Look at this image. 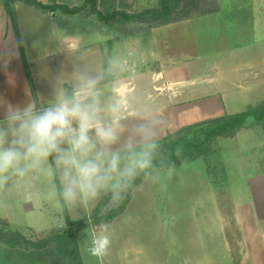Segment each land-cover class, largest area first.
<instances>
[{
    "label": "rangeland",
    "instance_id": "1",
    "mask_svg": "<svg viewBox=\"0 0 264 264\" xmlns=\"http://www.w3.org/2000/svg\"><path fill=\"white\" fill-rule=\"evenodd\" d=\"M163 1L153 0L150 10L160 9ZM15 8L25 38V72L27 64L32 80V71L51 75L48 88H43L44 76L37 75L33 86L19 84L22 90L28 86L33 95L39 90L46 100L57 77L70 79L77 69L104 72L106 95L125 85L129 92L121 143L141 117L155 121L161 142L169 133L264 103V0H199L188 19L160 27L151 22L106 24L88 11L49 17L21 1ZM62 34L70 46L63 55L53 44ZM46 61V67H36ZM110 61L115 64L109 72ZM18 74L3 69L0 80ZM254 122L250 118L239 133L209 144V151L190 162L181 177L169 179L166 170L156 173V184L144 178L123 200L125 210L104 223L112 240L107 256L88 255L87 235L80 234L83 264H253L244 257L250 235L239 223L247 217L239 206L250 199L248 177L262 169L255 162L264 157V127ZM58 186V180L39 172L10 182L0 190V227L22 231L33 241L60 228L55 226L61 215L55 206ZM107 197L72 210L70 219L90 218L101 201L100 216L105 215L118 206ZM63 220L67 224L64 212ZM0 264L29 263L0 244Z\"/></svg>",
    "mask_w": 264,
    "mask_h": 264
},
{
    "label": "clouds",
    "instance_id": "2",
    "mask_svg": "<svg viewBox=\"0 0 264 264\" xmlns=\"http://www.w3.org/2000/svg\"><path fill=\"white\" fill-rule=\"evenodd\" d=\"M109 64L110 72L115 62ZM104 80V72L77 69L70 79L57 77L46 100L39 92L23 104L0 100V190L33 172L58 180L55 206L61 215L56 227H67L65 210L90 205L102 196L119 204L137 179L159 181L157 124L141 117L121 143L126 131L124 98L106 95ZM182 151L177 146L175 155L181 158ZM167 167V178H178L190 162L181 158L177 166L169 157ZM83 233L88 255L102 259L109 254L112 240L107 224Z\"/></svg>",
    "mask_w": 264,
    "mask_h": 264
},
{
    "label": "trees",
    "instance_id": "3",
    "mask_svg": "<svg viewBox=\"0 0 264 264\" xmlns=\"http://www.w3.org/2000/svg\"><path fill=\"white\" fill-rule=\"evenodd\" d=\"M16 1H21L30 7L43 11H58L69 16H76L88 11L106 22V24H111L112 22H138L140 24L151 22L158 23L159 27L188 19L191 10L199 2V0H164L160 9L149 10L136 15H129L118 11L104 15L97 8V0H86L78 8H68L57 4L44 5L37 0H0V8L3 7L8 13L12 14L11 5L12 2ZM186 6L191 9L181 13V9L185 10ZM23 58L25 60L24 56ZM25 68L29 84L33 86L27 64ZM250 118L255 120L253 125H264V103L238 115L224 116L205 121L195 126V128L185 129L175 134H167L159 142L161 148L157 162L160 171L169 170L167 167L169 157L176 162L177 166H179L181 158L189 162L200 158L204 153L209 151V144L219 138H227L236 134L246 127L245 123ZM177 146H182L183 148L181 158L175 155ZM143 179V177L137 179L136 186ZM130 191L129 194L131 193ZM125 207L126 201L120 202L117 207L111 209L105 215L100 216L104 208V201H101L92 216L81 221L71 220L69 211L65 210L67 227L52 230L39 241H33L27 238L22 231L0 227V244L6 247L10 254H17L23 262H28L29 264H83L80 251V234L85 229L90 228L92 224L108 223L114 220L125 210ZM4 257L6 259L8 257L11 258V256ZM6 261H11V259H7Z\"/></svg>",
    "mask_w": 264,
    "mask_h": 264
},
{
    "label": "crops",
    "instance_id": "4",
    "mask_svg": "<svg viewBox=\"0 0 264 264\" xmlns=\"http://www.w3.org/2000/svg\"><path fill=\"white\" fill-rule=\"evenodd\" d=\"M37 1L44 5L57 4L59 6H65L68 8H78L81 7L86 0ZM16 2H12V14L8 13L5 8H0V68H2L0 73L3 72V69L9 68H12V70H15V72L17 71L19 73L14 77H9L5 82H2L0 80V100L2 101H5L6 98L18 100L22 97L31 98L33 96V93L35 92L33 90L31 91V88L27 90L26 88H28V86L24 88V90H22L23 87L20 86L21 84L23 86H26V84L28 83V77L26 76V72L24 69V61L21 51V49H26L25 38L23 37L20 29L17 11L15 8ZM152 2L153 0H97V8L104 15H109L116 11L124 12L129 15H136L149 11L151 8L150 4H152ZM37 10H39L41 14L47 15L49 17H55L58 14H63L62 12L58 11L50 12L40 9ZM54 31L56 33V29H54ZM66 35L62 34V39L60 41H57V38L53 41L55 47L54 49L57 50L61 55L66 54L65 52L69 51L70 46L66 42L68 41V37H65ZM74 46L75 44H72L71 47ZM47 63V61L45 63L41 62V65L36 64V67H46ZM105 66L106 65H104V67ZM37 75L39 77L42 75L44 76L47 81L44 84L45 87L43 88H48L47 83L49 77L51 76L50 73L47 75L46 72L44 74L43 72L39 73L38 71H32V76L34 78L32 80L33 83L38 82ZM113 75L111 76V78H113ZM18 77H21V80L17 79ZM126 87L127 85H125L123 89H115L113 92L114 95L124 98V100L127 99V97L129 96V92H127L126 89L124 90V88ZM38 91L39 90H36V93ZM0 118H3L2 110H0ZM258 127H264V125H258ZM251 133H257V131ZM253 148L259 150V147L257 145H255ZM255 164V168L259 169V167L261 166L262 169L261 171H258L248 177V191L250 199H245L243 205L239 206L240 209L244 211L245 215H247V217L245 219L246 222L244 221L242 223L240 221L239 223L242 224V227L245 228L244 233H247L246 237L250 235V239L246 244L247 253L244 257L251 258L253 264H264V157L259 158L255 162ZM28 178L33 177L29 176Z\"/></svg>",
    "mask_w": 264,
    "mask_h": 264
}]
</instances>
